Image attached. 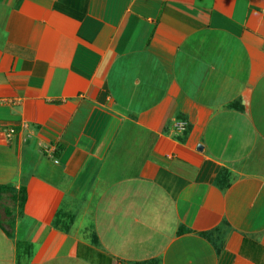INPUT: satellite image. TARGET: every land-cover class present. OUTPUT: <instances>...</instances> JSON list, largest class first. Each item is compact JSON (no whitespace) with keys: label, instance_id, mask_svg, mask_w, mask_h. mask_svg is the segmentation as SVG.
<instances>
[{"label":"crops","instance_id":"1","mask_svg":"<svg viewBox=\"0 0 264 264\" xmlns=\"http://www.w3.org/2000/svg\"><path fill=\"white\" fill-rule=\"evenodd\" d=\"M5 186L0 264H264V0H0Z\"/></svg>","mask_w":264,"mask_h":264},{"label":"trees","instance_id":"2","mask_svg":"<svg viewBox=\"0 0 264 264\" xmlns=\"http://www.w3.org/2000/svg\"><path fill=\"white\" fill-rule=\"evenodd\" d=\"M10 192L16 201H18L19 206L21 209H23L25 201H26V192L25 190H20L19 192L15 191L11 187L5 186V187H0V198L2 197L3 193Z\"/></svg>","mask_w":264,"mask_h":264},{"label":"built area","instance_id":"3","mask_svg":"<svg viewBox=\"0 0 264 264\" xmlns=\"http://www.w3.org/2000/svg\"><path fill=\"white\" fill-rule=\"evenodd\" d=\"M176 126H177V129L178 130H185V128H186V124L184 123V122H178L177 124H176ZM14 131H11V133H13Z\"/></svg>","mask_w":264,"mask_h":264},{"label":"rangeland","instance_id":"4","mask_svg":"<svg viewBox=\"0 0 264 264\" xmlns=\"http://www.w3.org/2000/svg\"><path fill=\"white\" fill-rule=\"evenodd\" d=\"M3 204L1 203V206H2ZM4 205L6 206H12V202L10 201V200H8V199H6V200H4ZM1 211L3 212V207L1 208Z\"/></svg>","mask_w":264,"mask_h":264}]
</instances>
